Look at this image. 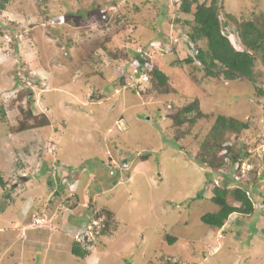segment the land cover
Wrapping results in <instances>:
<instances>
[{
  "label": "rangeland",
  "instance_id": "rangeland-1",
  "mask_svg": "<svg viewBox=\"0 0 264 264\" xmlns=\"http://www.w3.org/2000/svg\"><path fill=\"white\" fill-rule=\"evenodd\" d=\"M179 3L7 0L0 9V264H264V64L257 58L253 80L227 81L182 62L191 27L174 20L193 16ZM217 5L233 30L252 19L264 31V0ZM154 37L169 41H152L151 53L168 81L134 87L126 59ZM188 104L194 121L178 126L168 114ZM217 115L247 123L217 145L246 147L234 179H250L255 207L212 229L200 219L218 209L200 153ZM43 116L48 124L21 129ZM93 219L99 233L76 236ZM76 237L82 258L71 253Z\"/></svg>",
  "mask_w": 264,
  "mask_h": 264
},
{
  "label": "trees",
  "instance_id": "trees-1",
  "mask_svg": "<svg viewBox=\"0 0 264 264\" xmlns=\"http://www.w3.org/2000/svg\"><path fill=\"white\" fill-rule=\"evenodd\" d=\"M6 1L0 0V9H3ZM217 3L218 0H210V3L200 2L199 0H180L179 11L182 14H191L193 16L192 21H183L179 20V18L174 20L176 23L181 22V25L191 27V30H183L182 33L185 36L187 48L190 50V54L182 62L192 63L210 78L222 76L227 81H237L242 78L253 80V68L257 58L264 64V31L252 19L238 23L237 28L233 30L229 27L226 20L221 18ZM228 16L231 17L230 15ZM166 17L167 10L161 11L158 16L157 26L164 23ZM102 18H106V14ZM232 36H235L237 41L233 40ZM152 41L157 42L162 47H166L167 42H169L159 37L151 38L141 48L142 52L136 49L132 50L126 61L137 62L140 66H146L149 68L150 79L154 77L159 83L166 84L168 76L162 69L153 64L151 53L154 49ZM200 41H205V48L198 45ZM171 49L175 50L176 47L172 45ZM194 112L195 107L192 104H188L179 110L174 109L171 113L168 112V116L170 115L169 118L180 126L185 120L192 124L194 119L191 114ZM196 112L202 115L199 110H196ZM27 115H32L31 110L27 111ZM43 117V120L37 121L36 124L28 125L24 120L23 124H21V129L33 127L34 125L48 124L47 118ZM245 128H247L246 122L233 117L217 115L207 140L201 144L203 150L200 155L205 159L202 162L204 161L203 163L213 173H206L207 178L213 184L210 200L218 206V209L215 212L202 214L200 219L212 229L221 228L232 213L238 212L248 215L255 207L252 196L248 194L250 179H234V173L239 172L242 162L248 156L246 147L243 144L237 147L236 144H228L226 141H221L217 145V140L220 141L226 132L239 133ZM213 146H215V149H213ZM146 157L143 155V158ZM199 162L202 163L201 161ZM222 168L228 169L230 173L222 172ZM251 174L252 171L249 175L251 176ZM214 176H221L223 179L221 180L222 184H214V180H212ZM228 181H232L235 184L231 191L227 187ZM3 184L4 180L0 175V186H3ZM204 190L205 188L201 192ZM228 194L239 202L238 206L232 205L227 201ZM200 197H202L201 194L197 195V198ZM105 229L101 228L100 231H105ZM167 239L170 243L175 241L174 237L167 236ZM71 253L81 258L87 254L77 240H74L72 244Z\"/></svg>",
  "mask_w": 264,
  "mask_h": 264
},
{
  "label": "built area",
  "instance_id": "built-area-1",
  "mask_svg": "<svg viewBox=\"0 0 264 264\" xmlns=\"http://www.w3.org/2000/svg\"><path fill=\"white\" fill-rule=\"evenodd\" d=\"M137 50L139 52H142L141 48L137 49ZM148 72H149V68H147L146 66H140L137 62H133L132 66H131V73H132V76L134 78L133 86L137 87V85L139 83L142 84V83L146 82L149 79ZM93 221H92L93 223L91 222L90 224H87L85 226L82 225L81 227H79L78 231L76 232V236L80 235L82 240H84V239H89L90 234H91V236L98 234L99 233V231L97 229L98 228V221L96 219H93ZM95 227L97 229L96 230L97 232H95ZM76 239L78 242H80V238L76 237Z\"/></svg>",
  "mask_w": 264,
  "mask_h": 264
},
{
  "label": "water",
  "instance_id": "water-1",
  "mask_svg": "<svg viewBox=\"0 0 264 264\" xmlns=\"http://www.w3.org/2000/svg\"><path fill=\"white\" fill-rule=\"evenodd\" d=\"M24 179H27V178L25 176L20 177L19 182H22ZM56 193H58V192L56 191Z\"/></svg>",
  "mask_w": 264,
  "mask_h": 264
},
{
  "label": "clouds",
  "instance_id": "clouds-1",
  "mask_svg": "<svg viewBox=\"0 0 264 264\" xmlns=\"http://www.w3.org/2000/svg\"><path fill=\"white\" fill-rule=\"evenodd\" d=\"M213 188V186H211Z\"/></svg>",
  "mask_w": 264,
  "mask_h": 264
}]
</instances>
